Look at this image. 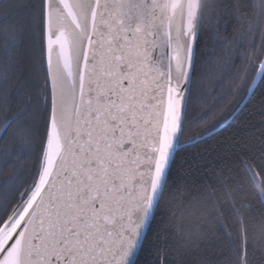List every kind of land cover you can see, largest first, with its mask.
I'll list each match as a JSON object with an SVG mask.
<instances>
[{
	"label": "snow or ice",
	"instance_id": "snow-or-ice-1",
	"mask_svg": "<svg viewBox=\"0 0 264 264\" xmlns=\"http://www.w3.org/2000/svg\"><path fill=\"white\" fill-rule=\"evenodd\" d=\"M0 264H264V0H0Z\"/></svg>",
	"mask_w": 264,
	"mask_h": 264
}]
</instances>
